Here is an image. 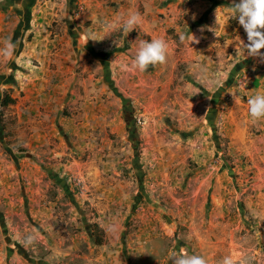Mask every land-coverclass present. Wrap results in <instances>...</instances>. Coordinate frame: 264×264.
<instances>
[{"label": "rangeland", "instance_id": "1", "mask_svg": "<svg viewBox=\"0 0 264 264\" xmlns=\"http://www.w3.org/2000/svg\"><path fill=\"white\" fill-rule=\"evenodd\" d=\"M199 1L172 6L176 26L165 41L176 49L161 81L124 70L134 31L124 41L122 28L109 35V67L86 53L76 70L84 84L63 111L71 132L64 145L30 149L21 86L0 85V264H172L176 254L264 264V203L256 196L264 188L256 180L264 119L247 113V100L264 92V60L244 54L246 34L232 14L228 44L192 57L180 36L209 22L205 14L187 22ZM6 96L14 102L2 107ZM220 112L248 116L244 140L231 144ZM82 118L89 134L74 133Z\"/></svg>", "mask_w": 264, "mask_h": 264}, {"label": "crops", "instance_id": "2", "mask_svg": "<svg viewBox=\"0 0 264 264\" xmlns=\"http://www.w3.org/2000/svg\"><path fill=\"white\" fill-rule=\"evenodd\" d=\"M235 2L237 1H216L212 5L209 0H204L203 3L199 1L194 5L187 22L197 25L196 22L204 14L209 22L193 25L195 28L189 31L187 39L183 41L185 48L189 47L192 57L204 59L212 53V47L216 43L226 40L221 42L220 47L228 44L234 31L227 22L231 15L229 8ZM180 3L183 0H0V49L5 47L6 39H10L15 45L11 56L0 52V61L6 64L8 72L0 75V85L21 86L23 98L19 100L28 103L26 108L31 122L26 143L29 148L36 150L50 144L57 143L61 146L66 143V136L71 132L63 111L75 94V87L84 84L77 77L76 70L84 65L86 53L94 60L98 59L100 66L111 64L112 56L108 54L107 38L112 32L122 28L127 15L137 12L141 5L142 11H138L141 15L140 23L128 32L122 31V41L129 37L131 31L135 32L132 38L125 41L127 49L125 54L122 53L132 63L141 41L155 38L165 40L167 29L176 26V20L170 16ZM174 4L176 6L172 7ZM214 6L218 8L215 13L212 12ZM160 14H165L164 18ZM174 14L178 16L180 13ZM53 22H57L58 26L52 33L49 27ZM238 30L243 28L239 25ZM190 34L195 38V43L190 42ZM167 44V58L173 61V44ZM173 49H176L175 45ZM32 61H36L37 66H31ZM165 65L164 62L149 66L146 72L152 73V78L161 81V74L167 73ZM26 71L29 73L27 77L24 76ZM168 75L171 77L172 72ZM156 83L158 86V82ZM127 118L124 117L126 125H131ZM218 118L220 131L230 135L232 145L244 140L243 134L247 127L246 124L243 126V122L248 116L235 115L230 119L228 112L226 115L220 112ZM85 119L82 118V125L75 126L74 133H79L80 130L87 133V128L84 131ZM131 131L134 132L133 127ZM2 141L3 138L0 143ZM258 179L264 181V147L256 148V180ZM262 191L264 188L258 187L256 196L263 205Z\"/></svg>", "mask_w": 264, "mask_h": 264}, {"label": "clouds", "instance_id": "3", "mask_svg": "<svg viewBox=\"0 0 264 264\" xmlns=\"http://www.w3.org/2000/svg\"><path fill=\"white\" fill-rule=\"evenodd\" d=\"M229 12L235 17L246 34L247 43L241 42L244 48V54L246 53L249 57H259L261 60H264V53L260 52L264 48V0H238V2H235L229 8ZM140 21V13L138 11L131 12L127 15L122 25V30L128 32L140 23ZM180 39H187V35L182 34ZM190 42H196L192 35ZM14 47L15 45L11 40L6 39L5 47L0 49V52H3L6 56H11ZM167 54L168 44L164 39L155 38L150 41H141L131 66L125 65L124 70L143 73L149 66L163 64ZM247 105V113L251 119H264V92L251 96L247 100ZM172 264H205V261L197 255L183 256L176 254L172 258ZM223 264H232V261L230 258L225 257Z\"/></svg>", "mask_w": 264, "mask_h": 264}, {"label": "trees", "instance_id": "4", "mask_svg": "<svg viewBox=\"0 0 264 264\" xmlns=\"http://www.w3.org/2000/svg\"><path fill=\"white\" fill-rule=\"evenodd\" d=\"M13 102H14L13 99H11V98H9L8 96H6V97H4V99L2 100V102H1V106H2V107H7V106L11 105ZM95 228H97V227H95ZM94 232H95V231H92V232H91V235H92L96 240L99 241V240H100L99 235H94Z\"/></svg>", "mask_w": 264, "mask_h": 264}, {"label": "flooded vegetation", "instance_id": "5", "mask_svg": "<svg viewBox=\"0 0 264 264\" xmlns=\"http://www.w3.org/2000/svg\"><path fill=\"white\" fill-rule=\"evenodd\" d=\"M130 122V121H129Z\"/></svg>", "mask_w": 264, "mask_h": 264}]
</instances>
